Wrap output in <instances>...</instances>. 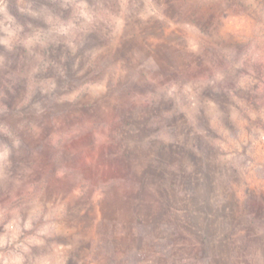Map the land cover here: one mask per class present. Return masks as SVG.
Listing matches in <instances>:
<instances>
[{"label": "rangeland", "instance_id": "obj_1", "mask_svg": "<svg viewBox=\"0 0 264 264\" xmlns=\"http://www.w3.org/2000/svg\"><path fill=\"white\" fill-rule=\"evenodd\" d=\"M0 264H264V0H0Z\"/></svg>", "mask_w": 264, "mask_h": 264}]
</instances>
